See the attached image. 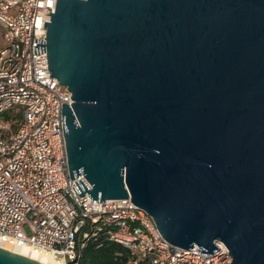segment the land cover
Returning <instances> with one entry per match:
<instances>
[{
	"label": "water",
	"instance_id": "water-1",
	"mask_svg": "<svg viewBox=\"0 0 264 264\" xmlns=\"http://www.w3.org/2000/svg\"><path fill=\"white\" fill-rule=\"evenodd\" d=\"M46 46L79 196L128 197L174 245L264 264V0H56ZM75 194L77 193L72 186ZM0 264H43L0 246Z\"/></svg>",
	"mask_w": 264,
	"mask_h": 264
},
{
	"label": "built area",
	"instance_id": "built-area-1",
	"mask_svg": "<svg viewBox=\"0 0 264 264\" xmlns=\"http://www.w3.org/2000/svg\"><path fill=\"white\" fill-rule=\"evenodd\" d=\"M56 0H0V238L48 251L62 264H76L89 240L108 238L129 250L126 264H229L219 239L203 253L167 241L153 217L128 197L93 200L79 196L70 177L61 119L71 106L67 85L50 75L46 46L49 11ZM76 190V194L72 188Z\"/></svg>",
	"mask_w": 264,
	"mask_h": 264
},
{
	"label": "trees",
	"instance_id": "trees-1",
	"mask_svg": "<svg viewBox=\"0 0 264 264\" xmlns=\"http://www.w3.org/2000/svg\"><path fill=\"white\" fill-rule=\"evenodd\" d=\"M129 255V250L116 241L108 238L89 240L76 264H126Z\"/></svg>",
	"mask_w": 264,
	"mask_h": 264
},
{
	"label": "bare ground",
	"instance_id": "bare-ground-1",
	"mask_svg": "<svg viewBox=\"0 0 264 264\" xmlns=\"http://www.w3.org/2000/svg\"><path fill=\"white\" fill-rule=\"evenodd\" d=\"M0 246L36 259L43 264H62L61 260L56 258L50 252L35 248L31 245L11 243L0 238Z\"/></svg>",
	"mask_w": 264,
	"mask_h": 264
},
{
	"label": "rangeland",
	"instance_id": "rangeland-1",
	"mask_svg": "<svg viewBox=\"0 0 264 264\" xmlns=\"http://www.w3.org/2000/svg\"><path fill=\"white\" fill-rule=\"evenodd\" d=\"M2 43V38H1V30H0V45Z\"/></svg>",
	"mask_w": 264,
	"mask_h": 264
}]
</instances>
